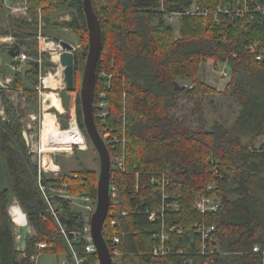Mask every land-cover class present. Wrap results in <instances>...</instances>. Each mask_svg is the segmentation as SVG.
<instances>
[{"label":"trees","instance_id":"16d2710c","mask_svg":"<svg viewBox=\"0 0 264 264\" xmlns=\"http://www.w3.org/2000/svg\"><path fill=\"white\" fill-rule=\"evenodd\" d=\"M92 2L102 31L94 95L96 125L101 136L107 125L118 136L125 132L128 140L126 172L112 174L118 204L111 210L103 230L112 258L115 259L116 248L121 264H258L261 254L254 249L264 241V143L260 147L254 144L264 137V61H258L249 47L257 44L264 48V13L240 17L218 10L227 7L243 10L246 6L253 10L258 5L264 8V0ZM3 4L0 0V36L11 35L30 59L25 63L6 55L11 69H20L11 71L12 86L23 88L33 106L41 101L38 89L41 71L56 66L49 54L39 52L37 10L42 8L47 16L44 32H52L51 37L58 29L67 28L62 22L48 18L52 11L77 14L80 26L74 29V35L81 50L75 53V91L79 90L89 51L83 0H30L31 21L9 16V25L5 27ZM193 6L206 10L208 15L184 14ZM175 13L182 14V39H175L166 23L169 15ZM209 60L227 63L232 69L226 96L239 105L240 112L230 127L216 122L208 130L204 113L198 117V128L172 117L180 98L216 94L195 80L200 65ZM107 75L114 76L109 87ZM181 76L193 80L191 90H177V79ZM75 91L66 94L70 96ZM0 95L1 108L7 117L3 120L0 115V264H31L37 244L46 240H53V247L43 254L64 256L69 264H76L68 241L58 234L49 203L64 208L61 221L71 229H83V213L69 200H46L38 182L39 167L33 162L24 136V114L5 91ZM65 97L69 107L71 96ZM77 102L78 122L92 144L80 98ZM101 103L109 106L105 118L100 117L104 112ZM110 154L114 155L111 148ZM135 177L141 182L139 188ZM164 177L170 181L164 191L168 199L163 198V187L151 182L153 178L161 182ZM98 179V172L82 169L55 182L68 183L71 194L89 195L95 204ZM44 183L51 196L54 179H46ZM14 197L36 233L28 237L23 253L16 249L17 226L9 213ZM202 197L216 198L220 203L218 210L201 214L196 202ZM167 204L180 208L167 209L162 215ZM151 213L156 215L153 222L149 220ZM112 220L116 221L115 226ZM202 226L215 227L214 239L203 243L198 232ZM173 227L179 229L171 231ZM163 234L168 236L164 245L172 248V253L157 257L153 251L163 245ZM116 237L120 238L117 246L113 242ZM86 245L83 239L74 244L83 264H99L96 253H86Z\"/></svg>","mask_w":264,"mask_h":264},{"label":"rangeland","instance_id":"374dc122","mask_svg":"<svg viewBox=\"0 0 264 264\" xmlns=\"http://www.w3.org/2000/svg\"><path fill=\"white\" fill-rule=\"evenodd\" d=\"M30 0H7L3 4V17L5 18L6 23L3 26H8V17H14L16 19H27L31 21V12L29 6ZM104 5L105 2L102 1ZM39 35L41 38L46 39L45 41L40 39L38 40L39 46L40 42H44L43 50L48 52L51 57L52 62L54 63V59L59 57L62 50L60 47H56L54 42L52 41L51 33L44 32L45 22L44 19L47 16L43 13V9L39 8ZM66 15L52 11L48 18L53 20L60 21ZM167 25L172 29V33L175 39H182V26L183 21L181 17H176L174 20L166 19ZM154 24H157L155 22ZM65 38L62 40L69 41L72 44H76L77 40L73 33H67ZM15 42V39L9 36H0V94L1 91H5L8 98L15 104V107L20 109L24 117L22 119L23 124L25 126V132L27 133V138L30 142V153L32 152L33 162L37 165L43 164L44 161L46 163L49 162L50 159H55L56 163L60 169L59 177L70 175L71 173L81 171L82 169H87L92 172L100 174V159L97 151L95 150L93 144L89 143L88 139L85 137L86 145L83 146H73L71 150H62V151H52L45 150V136H44V124L53 123L60 129L61 132H68L70 129L72 120L78 117V98H80V89L75 91L72 95H67L66 85L64 83V75L63 69L60 63H57L56 68L47 69L43 68L40 74L39 81L42 85H40L39 89L41 91L40 96V104L38 106H33L28 103L27 95L24 92V89H14L12 86V82L10 81L13 78L11 71V61L6 56L7 47L10 43ZM115 61V57L113 61ZM86 64V62H85ZM85 64L83 67V71L85 69ZM23 70V68H22ZM21 70V71H22ZM52 76L54 82H56V89H46L44 87L45 78ZM109 81H107L106 86H111V79L114 77L113 75H107ZM199 83L205 85L206 87L214 90L216 94H208V95H194L193 97H182L179 100L178 108L173 111L172 117L180 122L185 123L187 126L192 128H198V117L204 113V116L207 120V129L211 130L216 122L223 123L228 125L229 127L234 123L236 118L239 115L240 107L239 105L226 96V89L232 80V69L227 63H218L215 60H209L206 63H202L197 70L196 78ZM177 83L180 88H185L191 90L192 86H194L193 80L188 77H178ZM55 86V85H53ZM47 93L50 94V104L45 105L43 99V95ZM54 95L55 99L51 96ZM70 97L69 107H66V102H69L67 98ZM58 102V103H57ZM61 107V109H60ZM82 107V103H81ZM0 109L1 108V95H0ZM3 110V109H2ZM104 112L109 114V106L106 104L104 106ZM83 113V111H82ZM54 117V119L52 118ZM84 117V116H83ZM101 117V116H100ZM48 119V120H46ZM45 120V122H44ZM78 122V119H77ZM79 128L80 123L78 122ZM66 130V131H64ZM108 130H113L107 125L103 129V136ZM82 131V130H81ZM83 133V132H82ZM264 143V137L257 139L255 142L256 147H260ZM84 148V149H83ZM39 167V166H38ZM48 177L54 178V173L50 172ZM136 178V177H135ZM99 180V179H98ZM136 186L139 188V184L141 183L139 178L135 179ZM98 184V183H97ZM51 194L54 195V190L51 191ZM73 196L72 201H74V205L82 206V201L78 198L76 194H71ZM14 204L19 205L18 200L14 197L11 206ZM20 206V205H19ZM19 227L16 228V235H18ZM36 233L34 229H32V233L30 235L34 236ZM121 256H117L114 259L115 264H121ZM65 261V257L61 256L57 258L54 254H42L39 260V264H61Z\"/></svg>","mask_w":264,"mask_h":264},{"label":"built area","instance_id":"2783aa9c","mask_svg":"<svg viewBox=\"0 0 264 264\" xmlns=\"http://www.w3.org/2000/svg\"><path fill=\"white\" fill-rule=\"evenodd\" d=\"M219 13H224L228 15H233L234 13L240 15V17L244 15H249L254 12H261L264 13V8L261 5H258L255 7V9L251 10L250 7L247 8L244 7L243 10L241 8H237L235 10L231 9L230 7H227L225 10L219 9ZM184 14L186 15H195V16H207L208 12L205 10H201L198 6H193L190 10L186 11ZM176 17H182V14L175 13L169 15V20H174ZM42 39V38H41ZM44 40V39H42ZM249 52L256 55V59L258 61L263 62L264 61V48H260L257 44L251 45L249 47ZM26 59V56H22V61ZM106 104L101 103L100 108H104ZM102 118H105L107 114L105 112H102L100 115ZM76 128L77 131H79L81 134H83L79 128L78 122L74 119L72 120L70 129ZM103 140L105 141L109 151L110 148L114 151V155H111V162H112V174L113 171L125 173L126 172V146L128 144V140L125 136V132L121 136H118L115 134L114 130H108V132L105 133V136H102ZM80 145V144H79ZM74 146H78V144H75ZM81 146V145H80ZM39 166V186L40 190L43 193L44 197L48 202H50V198H58L63 200H69L71 202L73 196L71 195L69 189V184L64 183L60 185L59 183L55 182L59 178L60 169L56 163L55 159H50L48 163L46 161L43 162V164L38 165ZM54 173V178L48 177L49 173ZM74 178H78L77 175L74 176ZM46 179H54V184H51L50 191L54 190V195L49 196L48 195V187L45 185L44 181ZM153 184L161 185L163 187V192L165 191V187H167L170 184V181L167 178H163L161 182L156 181L155 178L151 181ZM80 201H82V206L75 205L79 210L83 213V217L85 218V225L82 230L77 229H71L68 228L66 224H63L61 221V217L63 216L65 210L63 207L57 208L55 205L53 206L51 203L50 205V213L54 216L57 224H58V234L65 236L66 240L68 241V244L70 245L73 255L76 261V264H83L84 259L80 258L78 253L75 251L74 244L78 242L79 240L83 239L87 242L86 245V253L92 254L96 253V247L91 237V218L94 212L96 211L97 206V199L94 204V200L89 195L78 197ZM163 198L168 199V195L164 192ZM118 190L116 187L111 185V207L109 211L108 218L112 215L111 210L115 208L118 204ZM74 204V203H73ZM220 206V203L216 198H206L202 197L198 199L196 202V209L203 215L211 212H216ZM180 206L177 204H167L163 206V212L162 215H164V212L167 209H173V210H179ZM125 215V213H123ZM107 218V219H108ZM156 215L155 213H151L149 216L150 221H155ZM112 226L116 225V221H111ZM178 227H173L171 231L178 230ZM215 230V227H206L202 226L198 228V232L201 234L203 243L207 242L208 240L214 239L213 232ZM179 233H182V231H179ZM168 240V236L162 235V246L155 248L153 251V254L157 257H165L168 254L172 253V248L166 247L165 241ZM115 246L120 244V238L116 237L113 240ZM53 240L52 242L49 241H43L37 244V252L34 254L31 258V264H39V260L41 258V255L49 249H52L53 247ZM74 243V244H73ZM263 246V249L261 248ZM257 245L254 249V252L257 254H261V261L258 264H264V241L263 244ZM206 251V245L204 244V252ZM210 253H214V251H211ZM113 255L115 258L120 254L115 248L113 251ZM114 260V259H113ZM62 264H69L67 261H64Z\"/></svg>","mask_w":264,"mask_h":264},{"label":"water","instance_id":"95a60500","mask_svg":"<svg viewBox=\"0 0 264 264\" xmlns=\"http://www.w3.org/2000/svg\"><path fill=\"white\" fill-rule=\"evenodd\" d=\"M2 2L4 3L5 0H2ZM83 9L89 31V53L82 80L80 97L87 135L99 155L101 165L97 185V206L96 211L91 218V237L96 247L99 264H114L108 244L103 235V230L111 207V154L98 131L94 115V95L97 80V67L102 53V31L92 0H83ZM61 22L69 28L80 26L79 18L75 12H68L66 16L61 19ZM54 40L62 50L60 54V65L63 68L66 90L68 92H73L76 89L74 55L76 48L70 42L62 40L59 37H55ZM21 52L20 44L17 42L10 44L8 53L13 59L19 58L21 56ZM176 88L177 90L180 89L178 83H176ZM46 105H50V101H47ZM0 115L3 120H7L4 110L0 109ZM75 120L77 121V117ZM24 136L27 144L30 146L26 132H24ZM31 233L32 226L27 217L26 225L19 228L18 231L16 239L17 251L23 253L27 250V240Z\"/></svg>","mask_w":264,"mask_h":264},{"label":"bare ground","instance_id":"6f19581e","mask_svg":"<svg viewBox=\"0 0 264 264\" xmlns=\"http://www.w3.org/2000/svg\"><path fill=\"white\" fill-rule=\"evenodd\" d=\"M56 63H60V56L54 59ZM63 69V68H62ZM55 85V86H53ZM44 87L47 89H56V82H54L52 76L45 78ZM49 94L45 93L43 99L50 101ZM54 119V117L52 116ZM45 122V120H44ZM66 131V130H64ZM68 132H61L60 129L53 123L44 124V136H45V146L44 151L49 149L52 151H62L71 150L75 144H80L81 146L86 145V140L83 134L76 130V128L67 130ZM126 136V133H125ZM85 148V147H84ZM83 148V149H84ZM9 213L15 222L16 226L19 228L23 227L27 223V216L22 211L21 207L14 204L10 207Z\"/></svg>","mask_w":264,"mask_h":264},{"label":"flooded vegetation","instance_id":"af4514ba","mask_svg":"<svg viewBox=\"0 0 264 264\" xmlns=\"http://www.w3.org/2000/svg\"><path fill=\"white\" fill-rule=\"evenodd\" d=\"M6 2V1H5ZM4 2V3H5ZM62 14H64V15H66L67 13H62ZM85 18H86V16H85ZM56 21H58V20H56ZM80 21V20H79ZM58 22H61V20L60 21H58ZM87 23V22H86ZM63 24V23H62ZM66 26V25H65ZM67 27V26H66ZM76 28V27H75ZM75 28H69V27H67V28H60V29H58L57 30V32H55V34L52 36V41L54 42V44L56 45V47L58 48L59 46L57 45V43L55 42V40H54V38L55 37H59L60 39H62V38H65V36H67L66 34L67 33H73L74 34V29ZM87 29H88V27H87ZM89 32V31H88ZM75 36V35H74ZM62 37V38H61ZM37 39L38 40H40L41 39V37H40V35H38L37 36ZM42 39H44V38H42ZM46 39H44V41H45ZM66 40V39H65ZM16 42V41H15ZM69 42V41H68ZM11 44V43H10ZM44 42H42V40H41V42H40V46H39V52H40V54L42 55V54H48V52H46V51H44L43 50V47H44ZM72 44V43H71ZM74 46H75V48H76V50H75V52H74V55H75V53L77 52V51H79V50H81V46L78 44V43H76V44H73ZM21 46V45H20ZM9 47H10V45L7 47V50H6V55H8L9 57H11L10 55H9ZM21 56L19 57V58H17V59H14V60H19V61H21V62H25V63H27L30 59H28V57H27V55L24 53V48H22L21 47ZM88 53H89V51H88ZM23 55H25L26 56V59L25 60H21L22 59V56ZM87 57H88V55H87ZM12 58V57H11ZM13 59V58H12ZM86 61H87V58H86ZM39 63L40 64H42V60L40 59V61H39ZM54 64H57L56 63V61H54ZM85 66H86V64H85ZM57 67V65L54 67V68H56ZM12 69L13 70H15V71H19L20 69H17V68H15V67H12ZM84 71H85V69H84ZM84 71H83V73H82V78H81V86H82V80H83V76H84ZM13 76V75H12ZM11 82H12V78H11V80H10ZM97 81V80H96ZM44 83V82H43ZM76 83V82H75ZM42 85V84H41ZM39 89V88H38ZM47 89V88H46ZM39 92L41 93V91H40V89H39ZM42 97V96H41ZM82 132V131H81ZM84 135V134H83Z\"/></svg>","mask_w":264,"mask_h":264},{"label":"crops","instance_id":"0c3cea01","mask_svg":"<svg viewBox=\"0 0 264 264\" xmlns=\"http://www.w3.org/2000/svg\"><path fill=\"white\" fill-rule=\"evenodd\" d=\"M5 1H7V0H5ZM50 95V94H49ZM54 99H55V97H54V95H51ZM56 100V99H55ZM45 102H46V100H44ZM45 105H46V103H45ZM51 106H53L52 104H50ZM62 264V263H61Z\"/></svg>","mask_w":264,"mask_h":264}]
</instances>
